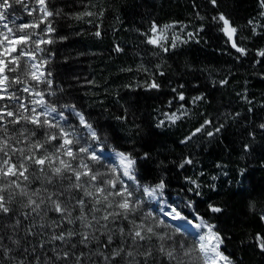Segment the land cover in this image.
<instances>
[{
    "label": "trees",
    "instance_id": "obj_1",
    "mask_svg": "<svg viewBox=\"0 0 264 264\" xmlns=\"http://www.w3.org/2000/svg\"><path fill=\"white\" fill-rule=\"evenodd\" d=\"M217 5L209 0H49V10L61 15L50 18L56 32L47 46L48 68L56 95L48 99L56 106L74 104L115 149L134 157L148 153L147 159H137V178L144 184L163 179L168 197L190 199L195 211L228 238L222 251L234 264H264V254L252 242L256 233L264 235V129L259 127L264 124V58L256 54L264 49V27L253 35L248 25L249 20L264 25V7L260 0H217ZM84 11L94 15L74 18ZM101 11L103 16L97 15ZM217 13L237 28V43L248 49L247 56H239L219 31L222 25L212 20ZM153 22L183 26L187 43L168 53L147 44L141 33H148ZM200 28L189 40L187 33ZM153 80L158 89L147 87ZM223 80L228 83L221 85ZM180 92L184 101L176 98ZM201 95L203 100L193 102ZM173 112L186 114L172 124L165 114ZM206 119L214 125L181 143ZM161 120L165 126L157 127ZM219 124L225 125L219 133L206 135ZM185 159L192 164L180 168ZM210 204L223 211L211 213ZM191 264H198L195 254Z\"/></svg>",
    "mask_w": 264,
    "mask_h": 264
},
{
    "label": "snow or ice",
    "instance_id": "obj_2",
    "mask_svg": "<svg viewBox=\"0 0 264 264\" xmlns=\"http://www.w3.org/2000/svg\"><path fill=\"white\" fill-rule=\"evenodd\" d=\"M33 2L35 7L27 0H0V264H191L193 254L198 264H234L221 250L228 238L195 211L192 201L184 203L183 208L189 210L185 212L177 202L164 199L163 179L144 184L137 178V159H147L148 153L134 157L114 148L106 152L107 137L101 143L97 130L74 104L56 106L48 99L56 95L50 60L39 54L46 51L45 45L54 43L51 37L56 29L50 18L60 16L61 10H49V0ZM209 3L218 7L217 0ZM260 4L264 7V0ZM22 13L33 19L17 24L23 20ZM93 15L84 11L74 18ZM97 15L103 16V11ZM212 20L222 25L219 31L231 48L247 56L248 49L237 43V28L230 19L217 13ZM248 25L253 26V35L260 34L257 27H264L255 20ZM174 27L161 28L153 22L149 32L141 34L147 44L168 53L187 43L176 35L169 41L166 32ZM199 31L203 28L187 33L188 39ZM116 51L122 49L117 46ZM256 54L264 58V49ZM147 87L160 85L153 80ZM176 98L185 100L182 92ZM203 99L197 96L193 102ZM65 110L78 118V126ZM184 114L165 115L175 124ZM165 123L161 120L157 127ZM209 125L214 122L206 119L181 143L205 132ZM224 127L214 126L206 135L213 137ZM259 127L264 129V124ZM248 148L245 144V151ZM185 164L192 160L185 159L179 167ZM189 182L199 188L195 180L189 178ZM209 211L221 213L223 209L210 204ZM252 242L264 254V235L256 233Z\"/></svg>",
    "mask_w": 264,
    "mask_h": 264
},
{
    "label": "rangeland",
    "instance_id": "obj_3",
    "mask_svg": "<svg viewBox=\"0 0 264 264\" xmlns=\"http://www.w3.org/2000/svg\"><path fill=\"white\" fill-rule=\"evenodd\" d=\"M27 2H29V6L30 7H35L36 5L34 4V2H33V0H27ZM17 8L19 7L18 5L16 6ZM22 15H23V20L21 21V20H17L16 21V23L17 24H19V23H22V22H26V21H31L32 19H33V17H29V16H27V14L26 13H22ZM170 25H175V27L174 28H170V29H168L167 30V32H166V35H167V37H168V39H169V41L171 40V34L173 33V32H176L177 34H178V36H180L181 37V39H182V35H183V26H179V25H176V24H170ZM10 26H12L11 24H10ZM165 26V25H164ZM41 27H43V25L41 26ZM161 28L163 27V26H160ZM189 33V32H188ZM190 40V39H189ZM47 46L48 45H45L44 47H45V49H46V51L44 52V53H40L39 55L40 56H42V57H44V58H47V59H50L51 58V55L49 54V49L47 50ZM51 79H52V77H51ZM44 86L43 85H41V88H43ZM52 91H53V87H52ZM197 108V107H196ZM78 110V109H77ZM189 112V114L188 115H186L185 116V118H186V120L187 119H189V116H190V113H191V111H188ZM193 112H196V109L193 111ZM65 114L66 115H69L68 114V112L65 110ZM69 120L74 124V125H77L78 126V118H76L74 115H69ZM96 129V128H95ZM80 131L82 132V133H84L85 135H87V132H86V130H84V129H80ZM104 141H102L101 140V143H103ZM110 146V147H109ZM110 148H114L112 145H110V144H106L105 145V150H106V152L107 151H110ZM115 149V148H114ZM117 150V149H116ZM194 189H196V187H194ZM164 199L165 200H167L168 202H173V201H175V202H177L180 206H181V208H183V206H184V203L186 202V200H190V199H188V198H184V197H181V196H179V195H173L172 197H168L166 194H164ZM191 201V200H190ZM193 203V202H192ZM153 208H155L156 207V204L154 203L153 205ZM194 208V207H193ZM183 210L185 211V212H188L189 210L188 209H186V208H183ZM262 215H264V210H262V212H261V214H260V216H262ZM262 221L264 222V219H262ZM173 223H176V222H173ZM222 250V249H221Z\"/></svg>",
    "mask_w": 264,
    "mask_h": 264
},
{
    "label": "bare ground",
    "instance_id": "obj_4",
    "mask_svg": "<svg viewBox=\"0 0 264 264\" xmlns=\"http://www.w3.org/2000/svg\"><path fill=\"white\" fill-rule=\"evenodd\" d=\"M188 187V186H187ZM189 188V187H188Z\"/></svg>",
    "mask_w": 264,
    "mask_h": 264
}]
</instances>
